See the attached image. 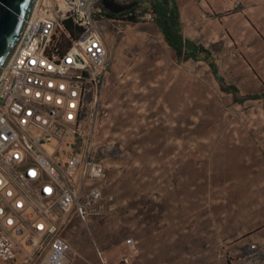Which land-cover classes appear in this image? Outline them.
<instances>
[{
    "label": "rangeland",
    "instance_id": "rangeland-1",
    "mask_svg": "<svg viewBox=\"0 0 264 264\" xmlns=\"http://www.w3.org/2000/svg\"><path fill=\"white\" fill-rule=\"evenodd\" d=\"M172 1L180 37L205 58L173 54L149 0H113L134 21L97 23L106 115L86 118L78 138L102 158L103 179L97 202L77 199L84 223L71 212L53 218L67 264H100L94 249L103 264H264L263 100L227 73L237 65L224 5Z\"/></svg>",
    "mask_w": 264,
    "mask_h": 264
},
{
    "label": "built area",
    "instance_id": "built-area-1",
    "mask_svg": "<svg viewBox=\"0 0 264 264\" xmlns=\"http://www.w3.org/2000/svg\"><path fill=\"white\" fill-rule=\"evenodd\" d=\"M100 2L33 0L0 68L1 264H67L54 216L71 212L84 223L77 199H100L102 158L78 138L86 118L106 115L100 94L108 64L97 24L106 11ZM94 255L103 264L100 252Z\"/></svg>",
    "mask_w": 264,
    "mask_h": 264
},
{
    "label": "crops",
    "instance_id": "crops-1",
    "mask_svg": "<svg viewBox=\"0 0 264 264\" xmlns=\"http://www.w3.org/2000/svg\"><path fill=\"white\" fill-rule=\"evenodd\" d=\"M216 1L228 11L223 16L225 23L221 30L231 37L234 44L233 64L237 66L227 65V73L234 78L241 77V80L246 81V84H242L251 89L258 88L259 91L254 96L264 103V0ZM238 68L240 69L237 70ZM236 71L240 75L237 76ZM215 79L219 80V76L216 75ZM229 90L234 91L230 87Z\"/></svg>",
    "mask_w": 264,
    "mask_h": 264
},
{
    "label": "trees",
    "instance_id": "trees-1",
    "mask_svg": "<svg viewBox=\"0 0 264 264\" xmlns=\"http://www.w3.org/2000/svg\"><path fill=\"white\" fill-rule=\"evenodd\" d=\"M149 12L152 14L151 20L161 34L166 46L178 56L182 53L183 58L194 60L201 54L206 57V50L196 47L184 41L178 33L177 13L172 0H149ZM129 14V15H127ZM104 16L111 19H119L129 23L134 21L133 9L128 8L117 14L104 12Z\"/></svg>",
    "mask_w": 264,
    "mask_h": 264
},
{
    "label": "water",
    "instance_id": "water-1",
    "mask_svg": "<svg viewBox=\"0 0 264 264\" xmlns=\"http://www.w3.org/2000/svg\"><path fill=\"white\" fill-rule=\"evenodd\" d=\"M33 0H0V68H3L14 51L27 23V14ZM103 10L110 14L124 7L113 0H101Z\"/></svg>",
    "mask_w": 264,
    "mask_h": 264
}]
</instances>
